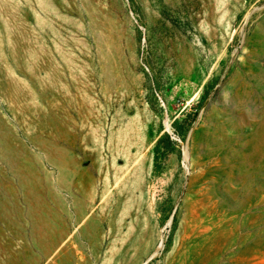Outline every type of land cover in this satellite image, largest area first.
Returning <instances> with one entry per match:
<instances>
[{"label": "rangeland", "instance_id": "1", "mask_svg": "<svg viewBox=\"0 0 264 264\" xmlns=\"http://www.w3.org/2000/svg\"><path fill=\"white\" fill-rule=\"evenodd\" d=\"M0 264H264V0H0Z\"/></svg>", "mask_w": 264, "mask_h": 264}, {"label": "bare ground", "instance_id": "2", "mask_svg": "<svg viewBox=\"0 0 264 264\" xmlns=\"http://www.w3.org/2000/svg\"><path fill=\"white\" fill-rule=\"evenodd\" d=\"M249 59V58H248ZM244 91H246L245 89H244ZM242 92V91H241ZM249 95H250V93H249Z\"/></svg>", "mask_w": 264, "mask_h": 264}]
</instances>
